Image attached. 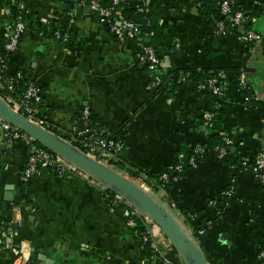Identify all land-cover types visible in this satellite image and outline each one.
<instances>
[{
  "label": "crops",
  "instance_id": "1",
  "mask_svg": "<svg viewBox=\"0 0 264 264\" xmlns=\"http://www.w3.org/2000/svg\"><path fill=\"white\" fill-rule=\"evenodd\" d=\"M133 1L161 31L162 38H154L153 44L164 88L157 91L155 72L139 60L150 36L116 37L97 14L72 0H0V48L9 38L14 13L23 12L26 18L6 73L21 72L38 86L46 127L62 135L72 131L84 105L111 132L125 126L127 164L150 172L205 143L214 132L197 116L220 109L219 127L234 141L230 159L221 160L211 151L158 195L199 244L194 226L213 221L202 240L209 264H260L264 183L244 163L251 164L264 150V2L235 0L249 18L248 27L262 36L244 41L239 35L245 24L228 35L216 33L217 0ZM131 16L141 24L137 13ZM56 30L67 33L70 41L64 43ZM192 69L222 71V94L201 91L193 81L173 76ZM29 152L28 144L0 140V264H12L22 248L28 257L23 264H184L151 218L143 221L156 250L131 227L128 204L111 211L104 194L109 187L80 168L69 166L63 174L44 169L25 182ZM11 185L9 203L6 187ZM231 185L235 197L222 200L221 192Z\"/></svg>",
  "mask_w": 264,
  "mask_h": 264
},
{
  "label": "built area",
  "instance_id": "2",
  "mask_svg": "<svg viewBox=\"0 0 264 264\" xmlns=\"http://www.w3.org/2000/svg\"><path fill=\"white\" fill-rule=\"evenodd\" d=\"M74 3L88 7L92 13L99 16L102 24L110 23V31L119 38L137 39L140 31L135 20L128 19L123 14L121 4L123 0H111L109 5L102 3V0H72ZM256 3L264 2V0H255ZM235 4V0H222L221 1V13L224 17L228 18L216 20V33L218 35H228L231 33L232 28L239 25H246L245 31L241 32L239 37L244 41H255L261 39V34L248 27L249 18L244 14L243 11H233L232 6ZM26 30V21L23 19V14L18 12L13 17L10 23V35L1 51L7 53V55L0 56V93L4 92L7 96L5 97L10 103L13 101L15 109L24 114L31 121L36 122L46 127V120L43 115L42 105L43 96L38 86L31 81H27L23 78L21 72H17L15 75H7L8 63L10 55L15 52L20 45L21 39ZM57 36L64 42L70 41V36L61 30H56ZM139 60L142 63H147L149 69L153 72H161L162 62L160 55L156 48L149 45L148 41L144 42L139 53ZM18 81H26V89L22 93H17L15 83ZM240 81L243 86L246 85L245 74L242 73ZM200 88H208L212 90L215 96L222 94L221 87L218 85V78H208L204 83L200 84ZM199 88V89H200ZM2 94V93H1ZM3 95V94H2ZM41 105V106H40ZM218 107V106H217ZM42 115H41V113ZM91 108L86 105L82 110V114L73 125L72 131L65 134L67 138H64L67 142L73 143L74 140L81 142L82 152L88 156L97 159L98 161L116 168L111 163L112 160H121L126 149V141L117 139L114 137V132H111L108 127H101L99 124L94 123L90 119ZM214 117V113L206 111L205 118L211 120ZM212 123H210L211 125ZM48 129V128H47ZM64 135V136H65ZM0 140L8 145H12L18 142H23L30 146V152L23 169L22 179L27 182L32 176L38 175L44 169L54 168L60 173H65L69 166L72 164L66 162L60 158L56 153L50 149L43 147H37L34 145V138L16 127L9 121L3 119L0 116ZM234 145L233 139L227 134L223 137V144L218 145L215 149V153L218 158H224L230 148ZM206 152V147L202 144H197L194 147L193 153L186 158L184 154H179L177 157L178 163L169 165L167 171L163 172L160 176V180L163 184L160 185L159 190H154L150 186H144L147 190L153 194L161 202V197L158 195L159 191L166 190V185H172L180 179L181 173L186 171V167L196 168L199 166V157L203 156ZM68 164H66V163ZM246 168L250 170L255 176H257L264 183V150L259 151L251 164H246ZM117 169V168H116ZM221 195L231 199L235 197L234 186L221 192ZM163 203V202H161ZM128 204L130 213L132 215V221L130 222L131 227L135 228L140 220L145 225V231L140 235L144 242H149L153 250L157 249V244L150 237V230L146 223L143 221L147 215L141 212L138 208L134 207L128 201H121V199H114L113 204L110 205L111 211H114L117 205ZM148 217V216H147ZM149 218V217H148ZM213 225V221L209 220L204 226L196 230V234L204 236ZM194 232V231H193ZM192 232V234H193ZM195 234V232H194ZM195 234V235H196ZM197 236V235H196ZM262 260L260 264H264V253L261 254ZM28 260L25 249L22 248L18 252L15 261L12 264H23Z\"/></svg>",
  "mask_w": 264,
  "mask_h": 264
},
{
  "label": "water",
  "instance_id": "3",
  "mask_svg": "<svg viewBox=\"0 0 264 264\" xmlns=\"http://www.w3.org/2000/svg\"><path fill=\"white\" fill-rule=\"evenodd\" d=\"M0 116L30 134L34 140L56 153L66 162L102 181L107 187L119 193L130 204L151 218L169 238L184 264H209L203 248L195 236L189 233L187 226L183 225L159 199L140 183L118 169L88 156L60 135L31 121L15 109L1 93ZM6 188L10 190V193L5 199L11 203L13 187L11 185Z\"/></svg>",
  "mask_w": 264,
  "mask_h": 264
},
{
  "label": "trees",
  "instance_id": "4",
  "mask_svg": "<svg viewBox=\"0 0 264 264\" xmlns=\"http://www.w3.org/2000/svg\"><path fill=\"white\" fill-rule=\"evenodd\" d=\"M221 1L222 0H217L216 4L214 6V11L217 12V20L225 19V20L228 21V18L227 17H224L222 15V13H221V9H220L221 8ZM102 3L105 4V5H109L111 3V0H107V1H103L102 0ZM121 7L123 9L122 10L123 11V14L128 19L134 20L132 18L131 14H136V13L142 18L141 24H140V22H137L136 21V24H137L138 29L140 31V33H139V35H138L137 38H139V37H143L144 38L146 36H150V39L151 40L149 39V42L148 43L152 47L156 48L155 43L153 44V39L156 38V37H158V38L160 37V39H161L162 38V34H161V31H159L158 28H156L155 26L152 25L151 20H149L150 15L148 13H146V11H141V12L138 11L135 8V6H134V1L133 0H123V2L121 4ZM232 8H233V11L240 10V9H238L235 6V4L232 6ZM21 13L23 14V19L26 21L25 13H23V12H21ZM16 14L17 13H14V16H16ZM109 25H110V23H108V22L105 23V26H107L108 29L110 30ZM1 55H7V53L0 50V56ZM143 64L149 68V65L147 63H143ZM173 76H174V78H175V76H177V77H179L181 79L182 78L183 79L184 78L185 79H189V80L193 81L195 83V85L199 89L201 83H204L208 78H211V77H214V76L218 78V85L220 86L221 79H222V71H220V70H213V71L208 72V71L194 70V69L189 70V71L181 70L180 72L179 71H176ZM154 80H156L155 83L157 84L156 85L157 86L156 87L157 88V91L160 90V89H162V88H164L166 86L165 85V83H166L165 82V75L162 74L161 72H155L154 73ZM25 83H26V81H18V82L15 83V88H16L17 93H22V92L25 91V89H26V84ZM199 90L206 91V92H212V90H210L208 88H205V89L200 88ZM1 93L3 94V96L6 97V95H5L4 92H1ZM11 104H13V103L11 102ZM85 107H86V105L82 106V108H81V110L79 112V115H78V118L77 119H79L80 115L82 114V110ZM211 111L214 113V117L211 120H208V119L205 118L206 111L203 112L201 115H198L197 116L198 119L201 121V123H204L207 127L211 128L213 130V132H214L213 134H211L210 136H208L207 137V140L205 141V143L202 144V145H204L206 147V152L203 154V156L199 157V159H200L199 160V163H201L210 154L211 151H214L215 152L216 147L218 145L223 144V137L225 135H227V133L222 132V129H220V127H219V125H220V119H221V110L220 109H213ZM40 113H41V111H40ZM41 115H42V113H41ZM90 119H91L92 122L99 124V126H101V127H107L106 124L103 123L92 112V109H91ZM210 123H212V124L210 125ZM49 130H51L54 133H57L58 135H60V136H62L64 138H67L66 135L65 136L62 135L57 130H52V129H49ZM125 133H126V127L125 126H122V127L118 128V130L114 133V137L117 138V139L125 140ZM72 144L74 146H76V147H79V148L82 147L81 142L78 141V140H74ZM34 145L37 146V147L46 148V147H44L43 145H41L36 140L34 141ZM194 147L190 148L185 153H181V154H184L185 155V160H186V158H188L193 153ZM231 148H230L228 154L224 158H222L221 160L230 159V157L232 156V155H230L231 154ZM46 149H48V148H46ZM215 156H217L216 153H215ZM111 163L114 164V166L119 171L124 172V173H127L128 176L130 178H132L133 180L140 181L142 183V185H144V186H150L154 190H159L160 189V185L163 184V181L160 180V176H161V174L163 172L167 171L168 168H169V165H168V166H165V167L161 168L159 171H152V172H150L148 170L136 169V168L131 167V166H129L127 164V160L124 158V156H122L121 157V160H119V161L112 160ZM176 163H178V159H176L175 161H173L171 164H176ZM188 168H191V167L190 166H187L186 167V170ZM182 175H183V173H181L180 177ZM165 187H166L167 190L169 189V185H166ZM231 187H232V185L230 187H228V189L231 188ZM104 194H105V197L107 198L108 202L110 203V205L113 204L114 199H121V201H124V202L127 201L123 196H121L119 193L115 192L111 188H107L105 190ZM222 198H223L222 200H224V201H225V199H227V197L224 196V195L222 196ZM121 205L122 204H119V205H117V207L118 206H121ZM1 227H2V224L0 223V231L2 230ZM194 227L195 228H193V229H194V232L196 234V230H198L199 228H201L202 227V224L201 223L200 224H197ZM145 229H146L145 228V225L140 220H138V225L134 228V230H136L138 232V234L141 235L145 231ZM196 235H197L198 238L201 237L199 241H200L201 247L203 248V246H202L203 236H199L198 234H196ZM146 243L148 245L150 244L149 242H146ZM149 248H151V247H149Z\"/></svg>",
  "mask_w": 264,
  "mask_h": 264
},
{
  "label": "bare ground",
  "instance_id": "5",
  "mask_svg": "<svg viewBox=\"0 0 264 264\" xmlns=\"http://www.w3.org/2000/svg\"><path fill=\"white\" fill-rule=\"evenodd\" d=\"M136 182H138V183H140L141 185H142V183L140 182V181H136ZM142 186H144V185H142ZM147 189V188H146Z\"/></svg>",
  "mask_w": 264,
  "mask_h": 264
},
{
  "label": "rangeland",
  "instance_id": "6",
  "mask_svg": "<svg viewBox=\"0 0 264 264\" xmlns=\"http://www.w3.org/2000/svg\"><path fill=\"white\" fill-rule=\"evenodd\" d=\"M128 175V174H127Z\"/></svg>",
  "mask_w": 264,
  "mask_h": 264
}]
</instances>
